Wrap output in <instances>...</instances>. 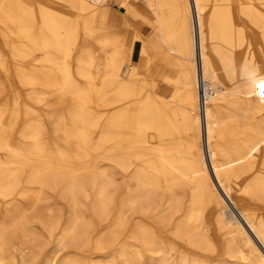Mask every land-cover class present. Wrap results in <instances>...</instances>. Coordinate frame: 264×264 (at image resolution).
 Returning a JSON list of instances; mask_svg holds the SVG:
<instances>
[{
	"label": "bare ground",
	"instance_id": "1",
	"mask_svg": "<svg viewBox=\"0 0 264 264\" xmlns=\"http://www.w3.org/2000/svg\"><path fill=\"white\" fill-rule=\"evenodd\" d=\"M110 1L0 0V264H264V0Z\"/></svg>",
	"mask_w": 264,
	"mask_h": 264
},
{
	"label": "crops",
	"instance_id": "2",
	"mask_svg": "<svg viewBox=\"0 0 264 264\" xmlns=\"http://www.w3.org/2000/svg\"><path fill=\"white\" fill-rule=\"evenodd\" d=\"M122 10L121 15L125 20V25L128 24V27L131 26L136 28L135 25L140 23L142 27H144V32H139L138 34L136 33V35L140 36V40L147 45L148 50V57L143 55L139 58V72L141 74H145L146 71V76L149 74L152 78L158 79L168 76L175 66L174 57L166 54V52H163L162 47L155 44L156 31L154 29L153 19L151 18L149 12L146 9L138 8L134 4H128L127 7ZM109 16L110 13L108 17ZM98 18L99 17L97 16V19ZM148 58H151L150 66L147 61Z\"/></svg>",
	"mask_w": 264,
	"mask_h": 264
},
{
	"label": "rangeland",
	"instance_id": "3",
	"mask_svg": "<svg viewBox=\"0 0 264 264\" xmlns=\"http://www.w3.org/2000/svg\"><path fill=\"white\" fill-rule=\"evenodd\" d=\"M132 3H134V5H136L138 8H143V1L144 0H130ZM64 11H65V9H64ZM122 11L123 10H120V7L119 6H115V2L114 1H110V3H109V6H107V7H104V8H102V9H99V11H98V17L99 16H101L103 13H107L108 15H109V13H110V16H109V23L110 24H112V23H116V25H115V27L113 28V27H111L110 26V28L112 29V30H115L116 32H119L120 30H121V27H122V25H123V22L125 21L124 19H123V17H122V15H121V13H122ZM135 27L136 28H134V27H128V24L126 25V28H128V39H127V41L130 43V41H131V39L133 38V36L137 33H139V32H144V27H142V25L140 24V23H137L136 25H135ZM138 39H140V36L138 35ZM139 41H141V40H139ZM155 44H157V43H155ZM143 46V49L145 50V51H147L148 52V50H147V45L146 44H143L142 45ZM147 76L148 77H151L149 74H147ZM206 87V84L205 83H201V88H200V90H201V93H202V91L203 90H207V87ZM203 88V89H202ZM203 151H204V147H203ZM225 200H226V198H225ZM226 202H227V204L229 205V207H231L230 206V204L228 203V200H226ZM233 209V208H232ZM62 213H64V215L65 216H67L68 214H69V212H68V209L66 208V207H63L62 208ZM49 249H52V245H50L49 247H47V250H49ZM68 251H70V252H72L74 255L75 254H79V253H81L82 254V252L81 251H78V250H76V249H69ZM58 256H60L59 254H58ZM43 258V257H42Z\"/></svg>",
	"mask_w": 264,
	"mask_h": 264
},
{
	"label": "snow or ice",
	"instance_id": "4",
	"mask_svg": "<svg viewBox=\"0 0 264 264\" xmlns=\"http://www.w3.org/2000/svg\"><path fill=\"white\" fill-rule=\"evenodd\" d=\"M262 87H264V85H262Z\"/></svg>",
	"mask_w": 264,
	"mask_h": 264
}]
</instances>
